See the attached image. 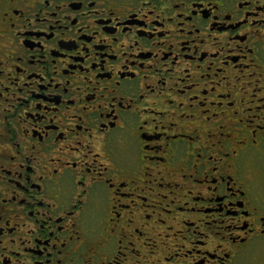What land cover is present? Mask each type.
I'll return each mask as SVG.
<instances>
[{
	"label": "flooded vegetation",
	"instance_id": "1",
	"mask_svg": "<svg viewBox=\"0 0 264 264\" xmlns=\"http://www.w3.org/2000/svg\"><path fill=\"white\" fill-rule=\"evenodd\" d=\"M0 264H264V0H0Z\"/></svg>",
	"mask_w": 264,
	"mask_h": 264
}]
</instances>
